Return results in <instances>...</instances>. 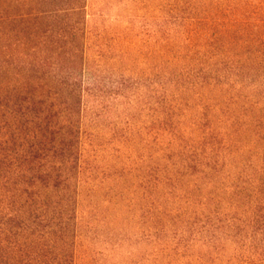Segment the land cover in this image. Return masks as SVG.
Segmentation results:
<instances>
[{
	"label": "trees",
	"instance_id": "trees-1",
	"mask_svg": "<svg viewBox=\"0 0 264 264\" xmlns=\"http://www.w3.org/2000/svg\"><path fill=\"white\" fill-rule=\"evenodd\" d=\"M0 264H264V0H0Z\"/></svg>",
	"mask_w": 264,
	"mask_h": 264
},
{
	"label": "rangeland",
	"instance_id": "rangeland-1",
	"mask_svg": "<svg viewBox=\"0 0 264 264\" xmlns=\"http://www.w3.org/2000/svg\"><path fill=\"white\" fill-rule=\"evenodd\" d=\"M111 13L113 14H115V10H112L111 11ZM20 23V22H19ZM92 23V22H91ZM16 25L18 26V22H16ZM93 25V24H92ZM11 26H12V24L6 19V20H4V24H3V28H4V30L7 32L8 31V29L9 28H11ZM5 40H4V45H5V48H4V50H12V48L14 47H10L9 48V44L11 45V43H14V37H11V35L9 36V39H8V35L7 36H5V38H4Z\"/></svg>",
	"mask_w": 264,
	"mask_h": 264
}]
</instances>
